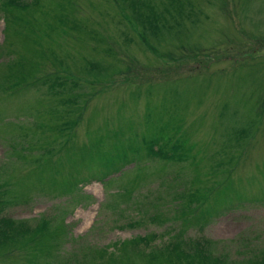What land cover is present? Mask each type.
Listing matches in <instances>:
<instances>
[{
  "label": "rangeland",
  "instance_id": "374dc122",
  "mask_svg": "<svg viewBox=\"0 0 264 264\" xmlns=\"http://www.w3.org/2000/svg\"><path fill=\"white\" fill-rule=\"evenodd\" d=\"M9 2L0 264H264V0Z\"/></svg>",
  "mask_w": 264,
  "mask_h": 264
},
{
  "label": "trees",
  "instance_id": "16d2710c",
  "mask_svg": "<svg viewBox=\"0 0 264 264\" xmlns=\"http://www.w3.org/2000/svg\"><path fill=\"white\" fill-rule=\"evenodd\" d=\"M23 1V0H22ZM20 3H21V0H10V2H9V5L10 4H14V5H16V6H19L20 5ZM150 239V238H149ZM144 240V239H143ZM186 245V244H185ZM185 247H183V248H181L180 246H179V254H178V260H179V264H187L188 263V261H189V259L186 257V255H184L183 254V252H182V250L184 249ZM197 250H198V248H197ZM191 264H195L193 261L191 262Z\"/></svg>",
  "mask_w": 264,
  "mask_h": 264
}]
</instances>
